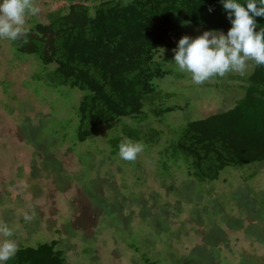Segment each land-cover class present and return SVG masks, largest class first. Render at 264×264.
Listing matches in <instances>:
<instances>
[{"label": "rangeland", "instance_id": "1", "mask_svg": "<svg viewBox=\"0 0 264 264\" xmlns=\"http://www.w3.org/2000/svg\"><path fill=\"white\" fill-rule=\"evenodd\" d=\"M66 2L0 0V264L21 245L51 241L64 264H264V217L240 209L232 197L239 187L254 193L264 187V162L194 182L182 163L161 169L158 151L169 133L164 125L152 148L130 141L127 158L110 152L118 125H99L82 142L74 138L70 127L81 92L65 89L61 99L34 77L44 70L35 57L18 56L11 45L14 32L46 20L49 10ZM194 30L183 58L172 63L182 70L170 75L172 96L165 99L177 105L167 118L172 126L233 106L241 95L236 76L247 73L260 53L251 47L250 24ZM213 68L223 77L219 83L203 79ZM59 120L61 143L53 132L29 140L25 123L51 129ZM224 216L238 218L242 228H231ZM250 224L261 240L244 231Z\"/></svg>", "mask_w": 264, "mask_h": 264}, {"label": "trees", "instance_id": "2", "mask_svg": "<svg viewBox=\"0 0 264 264\" xmlns=\"http://www.w3.org/2000/svg\"><path fill=\"white\" fill-rule=\"evenodd\" d=\"M242 23L254 27L251 47L260 53L247 73L236 76L242 82L241 95L229 108L172 126L167 118L177 105L165 99L172 96L170 75L182 71L172 63L183 58L194 29L217 32ZM11 42L16 55L35 57L44 70H35L34 77L61 99L67 98L65 89L81 92L75 126L70 127L79 142L99 125H118L120 131L109 137L110 152L127 158L130 141L147 150L158 141L164 125L169 133L158 151L161 169L169 172V162L182 163L194 182L217 179L227 167L264 162V0H67L49 10L46 20L35 19L28 29L14 32ZM217 71L209 70L203 79L216 78L214 83H219L223 77ZM229 87L228 83L226 90ZM60 121L51 129L42 122L35 129L25 123L29 140L38 132L43 136L53 132L61 143ZM255 174L253 170L246 177ZM252 192L239 187L232 197L240 209L262 218L264 187ZM223 219L231 228L243 226L238 218ZM157 222L165 228L161 220ZM244 231L262 239L255 225ZM192 260L199 261L196 256ZM4 264H64V256L55 241L25 244Z\"/></svg>", "mask_w": 264, "mask_h": 264}]
</instances>
